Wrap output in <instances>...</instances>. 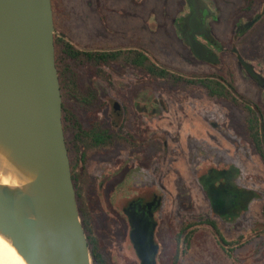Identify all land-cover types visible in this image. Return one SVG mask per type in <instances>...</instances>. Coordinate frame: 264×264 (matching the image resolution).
Listing matches in <instances>:
<instances>
[{"label":"flooded vegetation","instance_id":"flooded-vegetation-1","mask_svg":"<svg viewBox=\"0 0 264 264\" xmlns=\"http://www.w3.org/2000/svg\"><path fill=\"white\" fill-rule=\"evenodd\" d=\"M183 1L184 23L173 24V35L165 34L168 40H143L140 14L137 9H128L120 27L121 38L113 46L109 41L108 0H102L105 7L101 10L90 3L85 21L63 0L58 9L53 5L55 66L62 109L69 111L62 126L91 264L158 263L157 213L164 198L156 192V174L163 167L161 154L166 149L180 154L195 177L193 183L182 175L172 181L175 161L167 159L170 172L165 180L173 183L180 202H191V191L197 189L214 216L226 225L242 217L258 198L252 186L238 183L236 161L242 159L235 145L241 139L250 146L245 158H254L264 177V84L244 66L264 83V0ZM191 35L210 60L194 55L188 44ZM158 43L173 48L171 60L164 59L160 49L154 52L149 47ZM83 66L94 74V84H84L77 74ZM121 93L123 97L117 99ZM131 93L133 103L129 105L125 98ZM104 99L108 121L97 113L92 116ZM158 122L165 123L160 130ZM169 145L176 147L168 149ZM157 146H161L159 157ZM240 163L246 167L245 162ZM125 191L133 195L125 198ZM102 193L107 197L101 198ZM115 195L127 247L119 244L117 260L112 262L105 260L86 227L87 210L94 198L100 207L111 210ZM205 224L235 263V249L240 246L237 237L226 238L213 221ZM195 226L183 224L174 238L182 258L187 259L191 250Z\"/></svg>","mask_w":264,"mask_h":264},{"label":"water","instance_id":"water-1","mask_svg":"<svg viewBox=\"0 0 264 264\" xmlns=\"http://www.w3.org/2000/svg\"><path fill=\"white\" fill-rule=\"evenodd\" d=\"M54 33L51 0H0V176L10 178L0 182V236L26 264H91L62 126ZM188 44L209 59L192 35Z\"/></svg>","mask_w":264,"mask_h":264},{"label":"rangeland","instance_id":"rangeland-1","mask_svg":"<svg viewBox=\"0 0 264 264\" xmlns=\"http://www.w3.org/2000/svg\"><path fill=\"white\" fill-rule=\"evenodd\" d=\"M63 1L72 7V12H75L79 19L84 21L87 20L85 17V11L89 8L88 5L90 3H92V8L94 9L101 10L102 7H105L102 0ZM59 3L60 0H54L55 10L58 9ZM184 8H186V6L183 0H108L107 16L110 22L109 41L110 44L112 43L110 46L116 44L121 38V34L119 33L122 28V23L125 20V12L128 9H137V12H139L141 33L142 36H145L143 40L149 41V39L155 40L156 38H158V40H168V37L166 36L169 34L173 35V24L181 25L184 23L185 18L183 16L185 13L181 12ZM129 23L132 25L131 17ZM159 45L160 43L149 47L152 48L154 52H158V49H160L163 58L171 60L174 54V51L172 50L173 48H166L163 46L166 49L161 50L163 47ZM158 56L160 57V53H158ZM90 71L91 70L88 67L83 66L77 73L82 78L84 84H91L92 82L94 84L96 80H94V74H91ZM113 89L117 90V88ZM114 93L116 94V91H114ZM120 96H122V93L118 95L117 99L123 97ZM125 99L129 105H132V93L128 94ZM106 104L107 103L104 99L101 106L102 110L100 109L101 111L99 110V113L94 112L92 116L97 113L102 120L108 121V111L105 107ZM83 119H81V121L85 122L86 119H84L85 121ZM164 124V122H158L157 129L160 130ZM160 147L161 146H157V157L160 155ZM175 147L176 145H169L167 148L173 149ZM230 150L232 151L233 148ZM235 152L242 159V161H236V166H238L240 170L238 183L242 186H252V188L257 191L258 198L253 200L248 211L244 213L242 217L236 222L226 225L222 224L214 216L210 211V207L205 197L198 192L197 189L191 191V196L189 198L191 202L179 201L173 183H167V179L165 180L167 172H170L169 167L166 166L167 159L173 158L175 161V169L171 171L172 181L176 180L177 175V177L182 175V177L184 176L187 180L193 183L195 177H192L191 173L188 172L187 166L185 162L182 161L180 154H172V151H168L167 149L161 154L164 163L161 170H158L156 174V192L159 196L164 198V201L163 206L157 213L159 227L156 233V240L160 245L161 252L157 264H264L263 172L254 158H252V160L245 158L251 150L250 146L245 145L241 139H237ZM172 155H174V157H172ZM240 162H245L246 167ZM104 194H99V196L101 197L102 195L106 198L107 196ZM131 195H133V193L127 191L124 192L125 198ZM90 196L93 197L95 195L91 194ZM116 196L117 195L113 198L114 206L111 210L104 206L103 208L100 207L97 197H95L91 203L92 207L87 210V220H89V224L86 228L89 235H91L92 238H95V242L100 246L105 260L111 259L112 262L117 260L115 254H117L120 248L119 244L122 246L124 244L126 246V240H123L125 239V230L119 222V219L122 218L119 209L120 204L116 202L118 200V197L116 198ZM207 221L215 222L219 226V229L225 234L226 238L233 239L237 237L240 246H236L237 248L235 249V263L222 251V248L213 235L212 229L205 224ZM189 222L196 224V232L192 240L191 250L187 253L186 259L184 257L182 258L181 250L178 248L180 244L177 248L174 245L176 242L174 241V238H176V234L180 231L181 226ZM117 227H119V229H117ZM120 232L124 235L121 236L122 234H120ZM238 236L239 238L241 237V239H239Z\"/></svg>","mask_w":264,"mask_h":264},{"label":"bare ground","instance_id":"bare-ground-1","mask_svg":"<svg viewBox=\"0 0 264 264\" xmlns=\"http://www.w3.org/2000/svg\"><path fill=\"white\" fill-rule=\"evenodd\" d=\"M8 176H0L2 184H10ZM0 264H26L11 244L0 236Z\"/></svg>","mask_w":264,"mask_h":264},{"label":"trees","instance_id":"trees-1","mask_svg":"<svg viewBox=\"0 0 264 264\" xmlns=\"http://www.w3.org/2000/svg\"><path fill=\"white\" fill-rule=\"evenodd\" d=\"M51 4H52V10H53V5H54V0H51ZM67 49H69V48H67ZM68 55H71V53L69 52V51H67L66 52ZM72 58H75V53L72 51ZM142 64H143V62H142ZM72 85H74L73 84V82H72ZM73 108H72V119H73V117H74V112H73ZM69 115V111H67L64 107H63V109H62V120H65L64 119V117L65 116H68ZM258 147L260 148L261 147V145H258ZM263 218H264V212H263ZM90 256H91V252H90Z\"/></svg>","mask_w":264,"mask_h":264}]
</instances>
